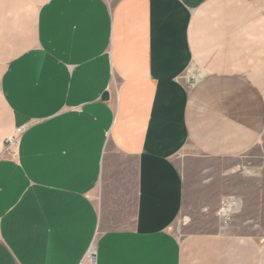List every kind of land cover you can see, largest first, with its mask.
<instances>
[{
    "label": "crops",
    "instance_id": "0c3cea01",
    "mask_svg": "<svg viewBox=\"0 0 264 264\" xmlns=\"http://www.w3.org/2000/svg\"><path fill=\"white\" fill-rule=\"evenodd\" d=\"M232 194L256 212L227 225ZM91 246L264 264V0H0V264Z\"/></svg>",
    "mask_w": 264,
    "mask_h": 264
},
{
    "label": "rangeland",
    "instance_id": "374dc122",
    "mask_svg": "<svg viewBox=\"0 0 264 264\" xmlns=\"http://www.w3.org/2000/svg\"><path fill=\"white\" fill-rule=\"evenodd\" d=\"M252 161H256V160H254V159H252V158H250V157H240V158H237V159H231V160H229L227 163H224L223 164V166L225 167H227V165H228V167H231V168H237L238 170H239V172H244L245 173V176H248V175H250L248 172H246V170H248L249 171V168H250V165H251V163H253ZM245 189H246V191H253L254 190V188L253 187H251V186H249V185H245ZM228 197H234V198H236V199H238L239 200V204H238V206L233 210V212H232V219H233V217H235V216H237L238 214H239V212H241V214L243 215V214H253L254 212H256V207L252 204L253 203V201H251V208H250V206L249 207H246V204H245V207H244V211L241 209V207L243 206V204L241 203V200L239 199V197L237 196V195H234V194H232V195H230V196H227V197H224V198H228ZM223 198V199H224ZM222 199V200H223ZM243 199V198H242ZM245 200V199H244ZM187 203H188V208H189V211L187 210V212H184V213H189L190 212V209H192L193 210V208H196V204L192 201V200H188L187 201ZM221 203H222V201L220 202V204H219V206H218V208H217V210L214 212V215H215V213L217 214V215H219L220 217H221V215H220V212H219V209H220V207H221ZM203 213H208V212H206V211H202ZM200 210L199 211H195V210H193L192 211V213L193 214H195V215H199L200 213H202ZM187 214H183L182 216H181V220H184V218L185 217H187ZM213 214V213H212ZM224 224V223H223ZM195 225V224H194ZM196 225H198V224H196ZM187 226V225H186ZM186 226H184V227H186ZM174 230L176 231V232H178V229H177V227L176 228H174ZM181 231V230H180ZM184 232H187L188 230L187 229H185V230H183ZM182 232V231H181ZM183 232V233H184Z\"/></svg>",
    "mask_w": 264,
    "mask_h": 264
},
{
    "label": "built area",
    "instance_id": "2783aa9c",
    "mask_svg": "<svg viewBox=\"0 0 264 264\" xmlns=\"http://www.w3.org/2000/svg\"><path fill=\"white\" fill-rule=\"evenodd\" d=\"M23 131V127L15 128L14 132L7 139V148L11 151H14V148L17 146L19 141V136ZM239 200L234 197L224 198L221 203V207L219 209L221 217L225 220L228 225L230 220L232 219V212L238 206ZM80 264H96V254L94 248L88 250L84 259L80 262Z\"/></svg>",
    "mask_w": 264,
    "mask_h": 264
},
{
    "label": "water",
    "instance_id": "95a60500",
    "mask_svg": "<svg viewBox=\"0 0 264 264\" xmlns=\"http://www.w3.org/2000/svg\"><path fill=\"white\" fill-rule=\"evenodd\" d=\"M107 94H105V96H106Z\"/></svg>",
    "mask_w": 264,
    "mask_h": 264
}]
</instances>
